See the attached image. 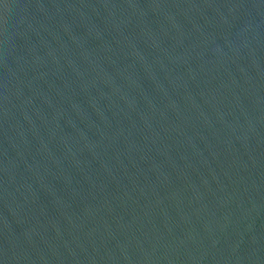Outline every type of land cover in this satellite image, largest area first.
I'll return each instance as SVG.
<instances>
[{
	"label": "water",
	"instance_id": "1",
	"mask_svg": "<svg viewBox=\"0 0 264 264\" xmlns=\"http://www.w3.org/2000/svg\"><path fill=\"white\" fill-rule=\"evenodd\" d=\"M0 264H264V0H0Z\"/></svg>",
	"mask_w": 264,
	"mask_h": 264
}]
</instances>
